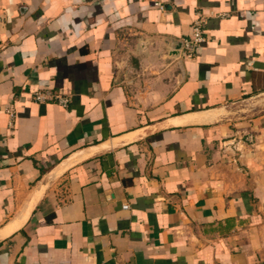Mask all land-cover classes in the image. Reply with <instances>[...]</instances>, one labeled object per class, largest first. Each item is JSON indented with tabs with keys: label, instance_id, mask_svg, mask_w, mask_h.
Returning a JSON list of instances; mask_svg holds the SVG:
<instances>
[{
	"label": "crops",
	"instance_id": "obj_1",
	"mask_svg": "<svg viewBox=\"0 0 264 264\" xmlns=\"http://www.w3.org/2000/svg\"><path fill=\"white\" fill-rule=\"evenodd\" d=\"M153 1L0 0V264H264V0Z\"/></svg>",
	"mask_w": 264,
	"mask_h": 264
},
{
	"label": "built area",
	"instance_id": "obj_2",
	"mask_svg": "<svg viewBox=\"0 0 264 264\" xmlns=\"http://www.w3.org/2000/svg\"><path fill=\"white\" fill-rule=\"evenodd\" d=\"M153 4L159 8H163V2L161 0H154ZM194 21L192 34L188 37L181 39V49L182 53L185 56L191 57L194 55L197 46L206 39L204 33V28L202 25L203 19L201 14ZM32 98L40 103H45L48 101H56L62 106L67 107L71 101V96L68 94H63L60 92H54L50 89H38L34 90L31 94ZM6 111L9 114V127H13L15 124V110L12 104L6 106ZM250 140L252 136H250ZM124 207H128V204H125Z\"/></svg>",
	"mask_w": 264,
	"mask_h": 264
}]
</instances>
